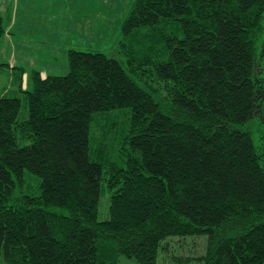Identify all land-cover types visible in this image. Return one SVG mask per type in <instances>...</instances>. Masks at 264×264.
<instances>
[{"label": "trees", "instance_id": "trees-1", "mask_svg": "<svg viewBox=\"0 0 264 264\" xmlns=\"http://www.w3.org/2000/svg\"><path fill=\"white\" fill-rule=\"evenodd\" d=\"M263 31L264 0H135L125 64L71 48L67 75L34 71L27 91L17 73L0 264H158L186 236L199 264H264V143L247 130L264 124Z\"/></svg>", "mask_w": 264, "mask_h": 264}, {"label": "rangeland", "instance_id": "rangeland-1", "mask_svg": "<svg viewBox=\"0 0 264 264\" xmlns=\"http://www.w3.org/2000/svg\"><path fill=\"white\" fill-rule=\"evenodd\" d=\"M134 2L135 0H0V15L6 28L5 34L0 38V94H20L19 85H16L14 79L19 72L23 76L22 87L27 91L34 88V71L40 72L43 77L67 75L70 69L68 51L71 48L103 52L125 64L119 45L123 22ZM262 38L264 39V31ZM13 63H17L15 70L11 65ZM262 63L261 75L264 78V58ZM3 64L6 65L1 66ZM13 71L16 72L15 75ZM247 130L256 149L261 151L264 124L258 118H253L249 121ZM170 239L174 241L161 252L158 264H199L197 256L202 253L203 238L186 236Z\"/></svg>", "mask_w": 264, "mask_h": 264}, {"label": "crops", "instance_id": "crops-1", "mask_svg": "<svg viewBox=\"0 0 264 264\" xmlns=\"http://www.w3.org/2000/svg\"><path fill=\"white\" fill-rule=\"evenodd\" d=\"M11 65L17 66V63H13V64H11Z\"/></svg>", "mask_w": 264, "mask_h": 264}]
</instances>
